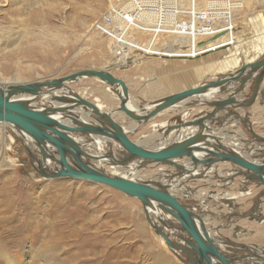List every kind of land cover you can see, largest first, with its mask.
Here are the masks:
<instances>
[{"label":"rangeland","instance_id":"rangeland-1","mask_svg":"<svg viewBox=\"0 0 264 264\" xmlns=\"http://www.w3.org/2000/svg\"><path fill=\"white\" fill-rule=\"evenodd\" d=\"M236 1L242 3L240 8L230 11L226 6L227 11L221 15L225 20L216 19V25L210 30L208 26L200 29L202 26L199 27V18L197 13L195 14L197 19L194 24L195 33L204 34L195 37V54L199 55V58L194 59L199 64L202 82L219 80L229 74L231 67L241 60L239 55H234L230 50L233 40L236 39L233 36L240 37L238 45L249 50L248 56L254 54L253 44H264V0ZM117 2L119 0H0V86L9 85L15 81L14 79L26 83L58 78L81 69L109 67L113 60L112 45L107 37L94 33L92 25L111 4ZM196 6L198 7V3L195 1V11ZM93 8L98 10L92 14ZM191 8L193 9V6ZM222 31L224 33L218 34ZM213 32L212 36H207ZM180 35L186 37L187 34ZM149 37L150 34L145 35L144 42H147ZM186 38L182 44L187 43L189 37ZM189 43H192V39ZM130 55L140 57L136 52ZM263 57L264 52L256 59ZM158 58L154 54H149L148 57H144V63L139 62L140 59L128 62L127 65L118 61L114 69L108 68L128 81L134 102L140 107L144 106L143 109L146 108V104L171 93L172 88L178 86L180 88L188 81L186 75L190 72L182 74L181 79L172 75L173 67L177 66L171 59L179 58L166 60L162 56ZM132 64L138 65L131 67ZM181 66L184 65H179L178 68ZM240 66L236 65L235 71ZM153 76H157L155 81L160 85V90H164V93H157V96L147 94L151 81L148 79ZM254 82L255 80L251 79L246 84L243 97L251 95ZM261 83L256 102L248 107L255 108L254 112L249 111L243 115L244 117L238 114L234 117L237 118L234 127V118L210 123L215 130L230 129L222 140L231 144V147L236 146L244 157L247 155L246 157L259 161L264 160V144L255 140L239 116L251 124L256 132L264 135V79ZM70 85L71 88L77 85L81 89L85 86L94 88L99 86L100 89L107 87L105 83L92 77ZM234 87L237 88V85ZM104 91H106L104 94L114 97L112 100L114 108H118L120 103L115 96L110 91ZM85 92L89 96L88 99L93 100L92 92L87 90ZM239 97H242V94ZM39 102L48 104L46 101ZM204 109L212 111L210 106L203 107L202 110ZM232 109L234 108L230 106L225 112L221 111L219 116L226 115ZM173 111L167 110L150 122L139 123L137 129L130 128L132 130L130 137L145 146L159 143L161 138H156L159 132L156 129L163 126L157 123L164 119H179V113ZM74 112L84 114L79 113L80 110ZM196 113L200 115L198 111H194L189 119ZM127 120L118 119L123 125L127 124ZM4 131L6 139H3ZM77 134L82 148L89 151L91 143H94L89 138L91 134L82 135L79 132ZM11 135L15 136V140H11ZM220 136L222 137L221 134ZM3 140L6 141L5 145ZM112 149L115 157H124L117 146ZM36 150L29 151L24 139L15 129L0 125V216L2 215L3 219H10L2 222L7 231L1 249L7 250L10 254L15 251L25 253L19 264H186L178 255L188 260L187 254H177L168 246L165 239L155 232L147 220L146 208L140 200L101 183L76 178L45 177L37 169L38 161L42 160V153L38 146ZM48 150L59 157L54 146L50 145ZM110 150L107 144L103 145L101 150L103 161L91 159V162L99 164L106 170H114L116 166L110 163V158L105 157ZM37 152H40L41 157ZM93 152L97 153L96 150ZM44 162L50 166L54 163L50 157ZM177 162L183 168L173 167L167 163L150 162L136 175L138 178L141 177L140 179H146L145 181L166 185L169 190L176 189L174 193L182 202L206 217L209 228H214L212 230L222 228V236L230 242L239 243L235 245L240 247L236 251L240 259L239 264H250L255 260L264 263V258L256 254L258 251L255 249V247L264 249V185L260 181L257 182L258 180H250L243 174L223 178L221 175L225 174L218 171L213 173L214 175L207 173L205 178L202 175L201 178L199 175L190 177V169L187 166L194 168L192 160L184 157L177 159ZM224 166L225 170L239 167L230 162ZM111 167L114 169H110ZM180 176L182 178H179ZM226 179L231 181L229 183L221 181ZM248 188L250 192L242 194V191H247ZM228 194L235 196V199H225ZM19 206H22L21 209ZM163 226L161 223L160 227ZM176 228L183 231L179 226ZM164 229L169 235V227L165 225ZM172 239L174 240L173 237ZM17 240L21 241V245L15 244ZM225 242L228 241L221 239L219 241ZM46 252H49L54 260L42 259L43 253ZM261 253H264V250ZM33 258L36 259L35 262ZM60 259H65L66 262L61 263Z\"/></svg>","mask_w":264,"mask_h":264},{"label":"water","instance_id":"water-1","mask_svg":"<svg viewBox=\"0 0 264 264\" xmlns=\"http://www.w3.org/2000/svg\"><path fill=\"white\" fill-rule=\"evenodd\" d=\"M256 72L258 73L254 78L255 82L251 95L245 100L237 99L236 95L241 93L247 82L254 77L253 75ZM242 75L244 76L238 82L237 88L233 93L224 99L207 102L208 106L212 108V111L179 125L198 126L199 129L196 132L188 135L184 139L173 141L164 147H158L156 149L147 148L135 142L130 137V130L125 129L110 113L101 110L96 104L85 99L79 93L71 91L69 95H51L46 101L48 105H32L33 100H39L42 95L50 94V90L60 88L65 82L75 81L78 77L82 76H94L107 81L111 85H120L125 94H127L128 88L126 82L106 70L81 69L57 79L0 86V121L6 120L14 123L36 141L42 153V160L39 161L37 166L41 175L49 178H76L101 183L139 199L146 208L147 220L155 232L165 239L171 249L187 254L189 261L178 255V258L182 262L186 264H233L232 261H235V258L228 256L218 248L215 240L210 236L204 220L192 207L186 205L176 195L170 192L167 186H162L152 181L124 177L104 169L97 163H92L91 159L99 160L100 157L98 155H92L83 149L80 142L72 137L71 133L79 132L82 134L101 136L104 141L103 143H105L103 145L107 144L111 149L107 151L108 153L105 157L111 159L110 163L112 165L121 168L127 167L138 158L146 159L149 163H167L180 168H183V166L175 160L184 157L190 158L194 163V167H197L199 164L212 167V165L217 163L230 162L245 170L237 173L238 175H246L249 179L258 180L264 185V160L255 162L251 160L253 158H246L230 146L226 147L223 145L220 139L212 133L206 132V130L210 131L212 129L206 124L207 122L216 120L223 121L230 117L232 118V116H238V113L234 111L236 108H248L256 102L260 84L264 79V57L253 63L243 65L238 70L229 75H225V77L219 80L173 93L163 99L151 101V103L145 106L149 110L143 114L130 109L126 105V97L120 96V110H124L133 120L144 123L187 97L205 93L213 87H219L218 90L224 91L230 83L237 81ZM48 86L50 88L49 90L45 89L44 92H39ZM14 93H29L33 97L15 99L13 97ZM53 101H58L59 104L55 106L53 105ZM81 105L96 114V117L100 119L101 123H86L75 119L76 116L71 110ZM228 106H232L234 109L228 111L224 116H219V113ZM58 113H61L65 118L72 119L73 124L60 121V119L54 116ZM239 119H241L242 123H244L254 136L255 140L260 144H264V135L256 132L252 125H249L246 120H242V117L239 116ZM177 126L172 125L171 130ZM113 141L124 148L127 157L117 158L114 156L112 148L117 145ZM47 144L54 146L59 157L49 152ZM198 154H201V157ZM48 157L51 158L55 166L48 167L44 163ZM199 177L201 178L202 176L199 175ZM152 201L157 202L178 220L185 234L177 233L176 231V236L178 235L179 239L185 240L187 242L186 246L172 241L168 234L165 233L164 228L160 227L151 219L147 207L152 205ZM162 223L170 229L176 230L174 223ZM226 244L237 245L239 243L228 241ZM241 245L244 246L243 244Z\"/></svg>","mask_w":264,"mask_h":264},{"label":"bare ground","instance_id":"bare-ground-1","mask_svg":"<svg viewBox=\"0 0 264 264\" xmlns=\"http://www.w3.org/2000/svg\"><path fill=\"white\" fill-rule=\"evenodd\" d=\"M120 1H122V0H119V2ZM150 1H153L154 3H158V4L164 3L165 4V8L162 7V6L155 7L154 10L152 11V13L149 14V16L146 17V23H141L140 26H136L135 29H131L129 32L126 33L123 44H117V43H115V41H114V39L112 37L103 35V36L107 37V39L110 41V43L112 45V51H113V58L112 59L113 60H111L110 64L108 65L109 67H107L105 69H96V70H106L109 73H111L112 75L116 76L112 71H110V69L108 70V68L114 69L115 65L117 64L118 61H122V62H124L125 65H127V64H129L128 62H134L137 59H140L139 62L144 63V57H148L149 54L156 55L157 59H159L158 56H162L164 60L171 59V58H174V57L175 58H179V59H189V58L198 59L199 55L195 54V49H196V47H195L196 38L195 37H199L200 35L203 36L204 34H196L195 33L194 24L196 23V20H197L195 14L197 13V17L199 18V27L202 26V27H200V29L208 26L209 30H210L211 27L216 25V19L221 18L222 20H219V21H224L225 20V17H223L221 15H224L228 8H229L230 11H235V10L239 9L240 5L242 4L240 1H236V0H144L146 5H149ZM195 1L198 3V7L196 6L197 7L196 11H198V12H196L195 8H194L195 7ZM191 3H192V6H193V9L191 8L192 7ZM111 5H113V4H111ZM226 6H228V8H226ZM141 8H142V6H141ZM167 8L169 9V11L173 10L172 14L166 11ZM93 10H94V12H92V14L97 12L98 8H95V9L93 8ZM216 10H217V12H215ZM199 12H201L202 14H200ZM164 13H165L164 18L160 19L164 15ZM180 16H183V17H180ZM228 19H230V16H228ZM208 23H211L213 26L209 25ZM179 27H180V31H175L174 30V29H178ZM93 32L95 33L96 31L93 30ZM199 32H201V31H199ZM180 33H186L187 34L186 37H189L188 38L189 40L192 39V43H189V40H188L187 43L182 44L183 40L187 39V38L181 36ZM149 34H150L149 39L147 40V42H144L145 41V39H144L145 35H149ZM174 34L179 35V36H174ZM213 34H214V32L209 34V35H207V36H212ZM162 37H164L163 40H162ZM233 37L236 38V39L233 40V43L230 46V48H231L230 50L232 51V53L234 55H239L240 56L241 60L239 62L235 63L236 65H241L240 67H242L245 64L253 63L254 61L257 60L256 57L259 56V54L264 52V44H261V45L260 44H256V45L253 44V46L255 47V48H253V49H255L254 54L252 56H248L247 55V53H248L247 51H249V50H247L244 46L238 45L239 44L238 42L241 41L240 37H238V35H235ZM201 38H204V37H201ZM197 40H199V39H197ZM182 45H183V47H182ZM132 52H136L140 57H136L134 55H130V53H132ZM227 53H229V51H227ZM243 56L245 58H243ZM254 59H256V60H254ZM241 62H242V64H241ZM137 65L132 64L131 67H134V66H137ZM235 66L231 67L230 73H233L235 71V69H234ZM257 73L258 72L254 73V75H253L254 77H252L251 79H254L257 76ZM229 74H227V75H229ZM242 76H244V75H242ZM242 76H240L237 79V83L242 80V78H243ZM60 77H62V76H60ZM91 77L95 78L96 80H98V81H100L102 83H105L107 85L106 89H100L99 86H96V88L91 87V86H87V87L85 86V87H82V89L79 86H77V85H76V87H73V88H71V86H70V83L72 84L74 82L82 81L84 78H91ZM52 79H57V78H52ZM52 79H46V80H52ZM14 80L15 81L11 82L10 84L15 85V84L22 83V82H19V80H17V79H14ZM7 81H8V79H7ZM41 81H44V80H41ZM33 82H37V81H33ZM33 82H26V83H33ZM155 83H157L155 80H153L151 82V84H155ZM207 83H210L209 80H207L205 82H202V80H200L199 86L205 85ZM235 83H236V81L230 83V85L228 87L232 88V86H234ZM126 85H127V88H128L127 94H125V92L123 91V88L120 85H111L107 81L102 80V79L97 78V77H94V76H82V77H78L75 81L65 82V84L62 87H60V88H56L55 90H50V92H51L50 94L49 93L44 94V95L41 96V98L39 100H33L34 104L32 103V105L39 106V103H41L40 105L42 106L45 103L44 102H39V101H47L50 98L51 95H56V94H58V95L59 94L69 95L71 93V91H73L75 93H79L82 97H84L85 99L93 102L94 104H97V106H99V108L101 110H103V111H105L107 113H110L112 115V117H114V119H116V120H118V119H122L123 120L124 119L125 120L127 118L128 119L127 120L128 121L127 124L126 125L122 124V126L125 129H128V130L132 131L134 129H137V127L139 126V122L133 120L132 118H130L126 114V112L124 110L118 109V108H120V105H119L118 108H114V102L113 101L103 100V98L99 95V93H102V94L106 93V91H104V90L110 91L111 94L115 95V99H117L119 101V103H120V96L126 97V105L130 109H132V110H134L136 112H140L141 114L147 112V110H149L148 107L146 108V110H144L143 109L144 106L140 107L137 103L134 102V99L132 97V93L130 92V88H129L127 82H126ZM156 85L159 87V84H156ZM182 87H183V85L180 86V88H182ZM228 87H226V89L224 91L218 90L219 87L210 88L205 93H202V94H199V95H192L190 97H187V98L183 99L182 101H180V102L172 105L171 107L165 109L164 111L160 112L158 115H156L155 117H153L152 119H150V120H148L146 122H150L151 120L157 118L162 113H165L167 110H169L171 108H172V110H174L177 113H179L180 118L179 119H174V120H171V119L159 120L160 122L157 123V124L160 125V126H163L160 129H156V130H159L156 138H161V141L159 143L156 142L155 144L149 145V146H145V145H143V144H141L139 142L138 143L143 145V146H145V147H147V148L156 149L158 147H164V146L172 143L173 141L184 139L188 135L193 134L195 131H197L199 129L198 126H179V125H182V124H184L187 121L196 119L197 117H200V116L205 115L206 113H208V111H206V109L202 110L203 107H207L208 106V104H207L208 101L226 98L229 95V94H226L228 89H229ZM180 88H178V89L172 88L173 91L171 93L168 92L169 94H167L165 96H162V97H160L158 99H163L164 97H166L168 95H171L173 93L184 91L188 87H185V88H182V89H180ZM45 89L49 90L50 88L48 86L46 88L41 89L39 92L42 93V91L44 92ZM188 89H190V88H188ZM244 89H245V87H244ZM244 89L242 90V92L240 94L238 93L236 95L237 99H239V100L247 99L246 97H243L244 96L243 94H245V93H243ZM85 90L89 91L90 93L92 92V95L94 96L93 100L88 99L89 96L86 95L87 92H85ZM153 90L154 89L151 86H149L147 94L155 96L157 93L156 92L153 93ZM241 94H242V97H239ZM13 97L15 99H25V98L33 97V95H31L29 93H14ZM49 102H50V100H49ZM55 103L59 104L58 101H53V105ZM200 105H207V106H201L200 107ZM55 106H56V104H55ZM174 106H175V108H173ZM228 108H230V106L226 107L225 109H228ZM250 109L249 108H247V109L246 108H236L234 111H236L239 115L244 117L243 115H246V113H248L247 110H249V111L252 110V109L251 110ZM74 110L77 111V112L80 110L81 113H84V114H82V115L76 114L74 112ZM194 111H198V113L200 115H198L196 113L192 119H189L190 115ZM71 112L75 114V116H76L75 119H78V120H80L82 122L96 123V124H100L101 123L100 119L98 117H96V114H94L92 111H90V109L84 108L83 105L74 107L71 110ZM117 114H120V115L117 116ZM54 116L57 117L58 119H60V121H62L64 123L73 124L72 123L73 122L72 119L70 120L69 118H65V116H62L61 113L55 114ZM234 117H236V116H232V118H234ZM232 118L230 117L228 119H225V121H228L229 119H232ZM233 121L234 122L237 121V118H234ZM210 123L211 122H207L206 124L212 129L210 131L206 130V132H208V133L210 132L213 135H215L216 137H218L220 139V142L223 145H225L226 147L227 146L231 147V144H228L227 142L221 140V139H223V136L222 137L220 136V134L221 135L227 134L230 129L222 128V130L221 129L220 130H215V128ZM225 123H227V122H225ZM0 125L3 126L4 128H10L11 127L13 129H15L19 133V135L24 139L28 150L29 151H33V150L37 151L36 148H37L38 145H37L36 141H34V139L32 137H30V135L28 133H26L23 129H21L20 127H18L14 123L6 121V120L0 121ZM172 125H178V126L171 130V126ZM234 125H236V122H235V124H233V127H234ZM216 129H218V128H216ZM5 131H7V130L5 129ZM5 131H4L5 135H3V139H6V136H7ZM77 133L78 132H73V133H71V135L78 142H81L80 137H79V135ZM82 135H85V134H82ZM10 138H11V140H15V136H13V135H11ZM89 138L91 140H93L94 143H91V149H89L90 152L89 151H87V152L91 153L92 155H98L100 157L98 162L103 161V159H102L103 157L101 155V150L103 149V144H104L103 143L104 142L103 138L101 136L92 135V134H91V136H89ZM210 141H212V140H210ZM5 142L6 141L3 140V144L4 145H5ZM113 142H114V144L116 143L115 145H117V147L121 150V152L123 153V156L127 157L126 156L127 153L124 150V148L122 146H120V144H118L117 142H115V141H113ZM47 145H48V148H49L51 144H47ZM81 145H82V143H81ZM231 148L235 149L239 153L241 152V150L237 149L236 146L235 147H231ZM94 150H96L97 153H94L93 152ZM37 153L39 155L40 152H37ZM198 155L200 156L201 154H198ZM246 156L247 155H245V157ZM39 157H41V156L39 155ZM248 157H246V158H248ZM249 159H251V158H249ZM251 160H253V159H251ZM39 161H38V163H39ZM175 161H177V160H175ZM253 161H255V160H253ZM255 162H258V161H255ZM147 163H149L148 160L143 159V158H138L135 162L130 163L127 167H122L121 168V167L116 166V167H114L115 169L111 167L110 169H114V170H111L110 172H113L115 174H120V175H122L124 177L132 178V179L143 180V178L140 179L141 177L138 178V176L136 174L140 170H142L143 167L145 168L146 166H148ZM177 163L180 164L179 162H177ZM225 163H227V162H224L223 164L222 163H217V164L212 165V167H208L206 165L199 164L197 167L193 168L192 166H187V168L190 169V171H189L190 177L191 176H197V175L201 176L202 175L204 178H205V175H207V173H212V174L214 173L215 174L217 171L219 173H221V174H225V175H221V177H223V178H227V177L231 178L235 174L245 171L244 169L239 168V167L238 168L233 167V168H229L228 170H225V166H224ZM46 165L48 167H50V165L48 163ZM157 165H159V164H157ZM174 166H176V165H173V167ZM200 166H202V167L199 168ZM186 175H188V174H186ZM182 176H180L179 178H182ZM219 176H220V174H219ZM183 177H185V176H183ZM50 178L52 179V177H50ZM211 178H212V176H211ZM195 180H197V179H195ZM218 180H220V179H218ZM221 181H223L225 183H229V181H231V180L230 179H226V180H221ZM257 182H259V181H257ZM175 185L177 186V184H175ZM175 190L172 191L170 189V192L172 191V193L174 195H176L174 193ZM244 191H242V194H245V193L247 194V193L250 192V188H248L247 191H245V192ZM185 193L188 194V192H185ZM231 195L232 194H228V196H225V199H227V200L235 199V196H231ZM260 201H262V200H260ZM258 204H261V203H258ZM21 207L22 206H19V209H21ZM193 209H195V208H193ZM147 210H148V212H149V214L151 216V219L154 222H156L159 226L161 225L162 222H167L169 224L170 223H174L175 227L176 226L181 227L180 223L178 222V220L171 213H169L164 208H162L157 202L152 201V205L148 206ZM1 213L3 214L2 211H1ZM197 214L204 220V222L206 224V227H207V230H208L210 236L215 240L218 248L221 249L228 256H231V257L235 258V261L234 260L232 261L233 264H239L238 261H240V259L238 258L239 255L237 256L238 253L236 251L240 247H238V246L235 247V245L225 244L226 242L225 243H219L218 240H220V239L229 241L227 238L222 236L223 235L222 232H221L222 228H218V229L216 228L215 230H212L214 228L211 229V228H209L207 226L206 217L202 216L200 213H197ZM204 215H206V214H204ZM1 216H0V251H1V253H0V264H19L20 261L23 259L25 253H23V252H17L16 253V251H15V252L10 254L7 250L1 249L2 245H4V241L6 239L5 232L7 231V229L3 226L2 222L10 220V219H6V218L3 219V216L2 217ZM164 226H163V228H164ZM176 231H177V233L179 232V233L185 234L183 231L181 232L180 230H178L176 228L175 231L170 229V234H174L175 236L174 235H170V234H169L170 236L169 235L168 236L171 239H172V237L174 238V240L172 239V241L184 244L186 246L187 242L185 240H183V239H179L178 235L176 236ZM218 237L220 239H217ZM15 244L17 246H19V245H21V241L17 240V241H15ZM250 245H252V244H250ZM255 249L257 251H260L259 253H261V251L264 250V249H259L257 247ZM174 251L177 254L183 253V252H180L178 250L177 251L174 250ZM194 253H195V251H194ZM195 254L197 255V253H195ZM262 256L264 258V253L262 254ZM42 257H43L42 259H45V260H48V259L54 260V258L50 257L49 252L43 253ZM72 260H74V259H72ZM35 261H36V259L33 258V262H35ZM60 261H61V263L66 262L65 259H60ZM188 261H189V259H188Z\"/></svg>","mask_w":264,"mask_h":264},{"label":"built area","instance_id":"built-area-1","mask_svg":"<svg viewBox=\"0 0 264 264\" xmlns=\"http://www.w3.org/2000/svg\"><path fill=\"white\" fill-rule=\"evenodd\" d=\"M157 6L165 8L164 3L158 4L150 1V4L146 5L144 0H122L116 4L110 5L108 9L93 22L92 29L97 33L112 37L117 44H123L126 33L131 29H135L136 26H140L141 23H146V17L149 16ZM166 11L171 14L173 12V10L169 11L168 8ZM164 16L165 13L160 19H163ZM208 24L213 26L211 23ZM174 30L180 31V27ZM222 33H224V31L218 34Z\"/></svg>","mask_w":264,"mask_h":264},{"label":"crops","instance_id":"crops-1","mask_svg":"<svg viewBox=\"0 0 264 264\" xmlns=\"http://www.w3.org/2000/svg\"><path fill=\"white\" fill-rule=\"evenodd\" d=\"M172 60V62H174V64L177 66V67H173V69H174V71L172 72V75L173 76H176V77H178L179 79H181V76H182V74H187L188 72H190V74H187L186 75V80H188L185 84H183V87L182 88H185V87H188V88H193V87H198L199 86V84H200V80H202L203 79V77H200V75H199V64H198V62L196 61V60H194V59H192L191 60V58H189V59H171ZM169 64H172V63H169ZM179 65H184V66H181V68H178V66ZM99 69H103V68H99ZM115 75L117 76V77H119V78H122L123 80H125L123 77H121V76H119V75H117L116 73H115ZM157 76H153L152 78H149L148 80H151L150 81V83H149V86H151L154 90H153V93H164V90H160L161 88H160V85H159V87L156 85L155 87H153V85L154 84H151V82H152V80H155V78H156ZM243 77V76H242ZM190 80V81H189ZM126 82H127V84H128V86H129V88H130V84L128 83V81L127 80H125ZM236 83H237V81H236ZM235 83V85H237ZM158 84V83H157ZM178 85H179V83H178ZM234 85V86H235ZM71 86V85H70ZM232 87V88H230V87H228L229 89H228V91H227V93L226 94H229L228 92L229 91H231V93H233V91H234V89H236V87ZM179 87V86H178ZM178 87H175V89H178ZM246 87V86H245ZM182 88H180V89H182ZM188 88H186V89H188ZM174 89V90H175ZM245 90V89H244ZM171 91H173V90H171ZM132 93V92H131ZM230 93V94H231ZM229 94V95H230ZM99 95L103 98V100H106V101H112L113 99H114V97H112L111 95L109 96V95H107V94H102V93H99ZM115 96V95H114ZM156 96V95H155ZM248 98V97H247ZM117 100V99H116ZM245 100V99H244ZM39 103V102H38ZM56 105H58L57 103H55ZM54 104V105H55ZM39 105H40V103H39ZM44 105H47V103H45ZM228 109H230V108H228ZM169 110H172V109H169ZM225 110L226 109H224L223 111L225 112ZM256 109L254 108V109H252L251 111H255ZM79 112V111H78ZM247 112H249V110H247ZM79 113H81V112H79ZM196 132V131H195ZM224 135L225 134H223L222 136H223V138H224ZM222 140V139H221ZM224 141V140H223ZM222 141V142H223ZM255 160V159H254ZM255 161H258L257 159L255 160ZM258 162H261V161H258ZM246 221V220H245ZM249 224H252L253 225V223H249ZM208 226V225H207ZM217 239H219V238H217ZM220 240H218V242H219ZM256 248V247H255ZM260 251H258L256 254H258V255H260L261 256V258H263V256H262V254L263 253H259ZM259 263H262V262H260V261H253L252 263H250V264H259Z\"/></svg>","mask_w":264,"mask_h":264}]
</instances>
